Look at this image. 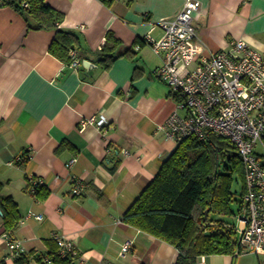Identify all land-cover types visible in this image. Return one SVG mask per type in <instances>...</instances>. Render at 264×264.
<instances>
[{
    "label": "crops",
    "instance_id": "0c3cea01",
    "mask_svg": "<svg viewBox=\"0 0 264 264\" xmlns=\"http://www.w3.org/2000/svg\"><path fill=\"white\" fill-rule=\"evenodd\" d=\"M45 1L62 13L61 28L77 34L81 60L96 66L67 63L50 49L55 28H32L25 13L0 5L1 195L13 198L20 218L10 231L0 213V261L16 264L7 233L20 252L33 253V264H43L36 258L49 251L54 234L74 244L83 264H175L176 246L123 215L177 146L160 128L177 99L157 73L164 52L138 40L148 33L158 38L161 28L150 31L152 25L175 16L185 0ZM201 2L193 22L206 52L226 49L241 37L264 50V0ZM109 31L121 41V55L104 67ZM92 115L106 117L103 129H81V120ZM260 143L264 147V139ZM257 152L263 161L264 152ZM17 155L23 159L10 163ZM74 156L77 161L67 166ZM29 174L44 180L38 194L28 190ZM74 177L85 184L80 195L72 193ZM30 211L43 218L29 217ZM217 216L212 213L213 224L227 222ZM127 239L134 243L122 256ZM238 256L201 255L195 264H240Z\"/></svg>",
    "mask_w": 264,
    "mask_h": 264
},
{
    "label": "built area",
    "instance_id": "2783aa9c",
    "mask_svg": "<svg viewBox=\"0 0 264 264\" xmlns=\"http://www.w3.org/2000/svg\"><path fill=\"white\" fill-rule=\"evenodd\" d=\"M201 5V0H185L175 16L161 18L152 25L150 31L155 26L161 28L158 38L150 33L143 38L156 53L164 52V61L157 73L177 97L176 108L160 128L177 144L187 136L206 140L214 134L236 145L244 166L245 187L238 213L239 224L232 226L236 234L234 255L264 254V162L256 150L264 136V50L241 37L233 39L226 49L206 52V45L199 40L193 22L194 13ZM140 46L137 44L136 48ZM70 57L72 66L81 65L76 49H70ZM106 121L104 115H92L81 120V129L88 124L103 129ZM22 159V155H17L10 163ZM76 161L77 157H72L67 166ZM42 184V178L29 174L30 193ZM84 189V182L74 177L72 193L80 195ZM28 216L43 218V214L34 211ZM4 235L10 249L20 252L18 242L9 234ZM53 236L62 255L77 254L70 240L58 234ZM133 243V239H127L120 254L127 255ZM79 260L84 263L81 255Z\"/></svg>",
    "mask_w": 264,
    "mask_h": 264
},
{
    "label": "trees",
    "instance_id": "16d2710c",
    "mask_svg": "<svg viewBox=\"0 0 264 264\" xmlns=\"http://www.w3.org/2000/svg\"><path fill=\"white\" fill-rule=\"evenodd\" d=\"M24 1L26 5L22 4ZM0 5H11L25 13L32 28H55L56 36L50 49L67 63L71 62L70 49H77L78 37L76 33L61 28V12L45 0H0ZM138 41L145 42L143 38ZM120 43L112 31L107 33L101 57L104 67H109L121 55L116 53ZM235 175L243 181V162L231 140L214 134L206 140L187 136L164 160L154 179L124 213L123 220L176 246L180 253L175 264H195L201 255L234 254V228L221 220L215 225L210 217L212 213H234L230 203ZM244 187L240 190L241 202ZM1 193L0 182L1 210L7 229L13 231L20 220L18 206L11 196H2ZM47 243L49 251L39 255L37 261L78 264V251L77 254L62 255L54 236ZM32 257L33 253L18 252L15 262L33 264ZM0 264H6L5 260Z\"/></svg>",
    "mask_w": 264,
    "mask_h": 264
},
{
    "label": "rangeland",
    "instance_id": "374dc122",
    "mask_svg": "<svg viewBox=\"0 0 264 264\" xmlns=\"http://www.w3.org/2000/svg\"><path fill=\"white\" fill-rule=\"evenodd\" d=\"M257 150L259 152H264V147L261 145V143L257 146ZM264 161V157H263ZM240 190H241V181L238 180V176L235 175V181L233 184V200L230 203V206L232 208V211L234 213L226 214V215H219L217 218L221 217L225 219L227 222L231 223L232 225H238V204H239V199H240ZM238 260L240 264H264V255H256L255 253H246V254H241L238 256Z\"/></svg>",
    "mask_w": 264,
    "mask_h": 264
},
{
    "label": "water",
    "instance_id": "95a60500",
    "mask_svg": "<svg viewBox=\"0 0 264 264\" xmlns=\"http://www.w3.org/2000/svg\"><path fill=\"white\" fill-rule=\"evenodd\" d=\"M83 65L87 68V69H92L94 68L96 65L93 64L90 60L84 59L83 61ZM208 212V210L206 211V213ZM0 213H2L1 208H0Z\"/></svg>",
    "mask_w": 264,
    "mask_h": 264
}]
</instances>
